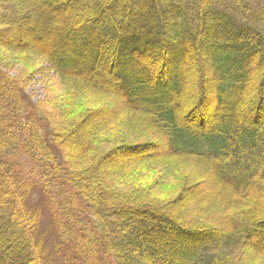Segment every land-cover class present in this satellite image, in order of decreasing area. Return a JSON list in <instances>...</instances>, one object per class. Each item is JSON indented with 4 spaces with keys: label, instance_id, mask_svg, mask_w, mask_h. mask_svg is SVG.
I'll return each mask as SVG.
<instances>
[{
    "label": "trees",
    "instance_id": "1",
    "mask_svg": "<svg viewBox=\"0 0 264 264\" xmlns=\"http://www.w3.org/2000/svg\"><path fill=\"white\" fill-rule=\"evenodd\" d=\"M0 49L70 96L0 59V264H264V0H0Z\"/></svg>",
    "mask_w": 264,
    "mask_h": 264
},
{
    "label": "rangeland",
    "instance_id": "2",
    "mask_svg": "<svg viewBox=\"0 0 264 264\" xmlns=\"http://www.w3.org/2000/svg\"><path fill=\"white\" fill-rule=\"evenodd\" d=\"M47 26V25H45ZM45 28V27H44ZM3 54V55H2ZM0 59L5 60L3 61L4 64H9L14 67L12 70L9 68L7 71L5 70V73H8L9 75L19 74V76L25 75L28 79V85L26 87L28 95L35 101L40 99L42 104L50 111L56 110L60 106L63 105V101L65 99H69V95H61L57 94V89L55 87L56 84H54L58 80L57 75L54 74L52 70H50L48 64H44L34 75V78L31 79V75L34 72L31 73L33 69L39 68L41 66V61L37 58H33L31 60H26L23 58L22 55H18L17 53H11L5 49H0ZM44 67L46 69H44ZM17 69L20 71H17ZM44 69V70H43ZM43 71V72H42ZM21 73V74H20ZM31 74V75H30ZM30 75V76H27ZM64 98V99H63ZM54 113V112H52ZM55 114V113H54ZM63 116V114H62ZM56 118V117H55ZM1 123V122H0ZM0 129H2V125L0 126ZM80 133L84 136L86 135L84 132V129L80 131ZM88 136V135H87ZM146 149H144V152ZM138 153V150H131L128 153H122L121 156L125 159H129L131 157H134ZM10 161L15 162L17 164H21V171L22 173L28 174L29 169L32 167V163L26 158L24 154L21 152H16L14 155L11 156ZM111 162H117V157L111 158ZM153 173H145L144 176L147 178H151ZM171 182L169 187H164V193H167L166 196L175 194L176 191H173V188H177L176 186V180L169 181ZM172 192V193H171ZM168 198V197H167Z\"/></svg>",
    "mask_w": 264,
    "mask_h": 264
}]
</instances>
